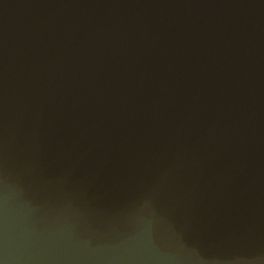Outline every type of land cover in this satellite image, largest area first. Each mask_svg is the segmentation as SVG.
<instances>
[{"label":"water","instance_id":"1","mask_svg":"<svg viewBox=\"0 0 264 264\" xmlns=\"http://www.w3.org/2000/svg\"><path fill=\"white\" fill-rule=\"evenodd\" d=\"M0 264H264V0H0Z\"/></svg>","mask_w":264,"mask_h":264}]
</instances>
